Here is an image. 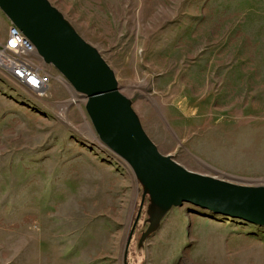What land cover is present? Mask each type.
I'll use <instances>...</instances> for the list:
<instances>
[{
  "label": "rangeland",
  "instance_id": "obj_1",
  "mask_svg": "<svg viewBox=\"0 0 264 264\" xmlns=\"http://www.w3.org/2000/svg\"><path fill=\"white\" fill-rule=\"evenodd\" d=\"M49 1L114 70L162 154L264 185V0ZM30 59L50 72L42 91L0 63V264H264L263 225L190 202L139 246L148 197L125 260L142 188L86 96Z\"/></svg>",
  "mask_w": 264,
  "mask_h": 264
},
{
  "label": "water",
  "instance_id": "obj_2",
  "mask_svg": "<svg viewBox=\"0 0 264 264\" xmlns=\"http://www.w3.org/2000/svg\"><path fill=\"white\" fill-rule=\"evenodd\" d=\"M0 10L44 62L86 96L85 107L100 140L133 170L142 196L126 242L125 260L147 197L148 226L139 246L160 229L172 207L184 202L264 226V185L244 186L192 172L162 154L144 130L133 101L120 91L114 70L49 0H0Z\"/></svg>",
  "mask_w": 264,
  "mask_h": 264
},
{
  "label": "built area",
  "instance_id": "obj_3",
  "mask_svg": "<svg viewBox=\"0 0 264 264\" xmlns=\"http://www.w3.org/2000/svg\"><path fill=\"white\" fill-rule=\"evenodd\" d=\"M36 53L35 46L22 31L13 24L5 44L0 50V63H7L12 76L21 84L38 91L44 90L50 82V72L41 69L30 59Z\"/></svg>",
  "mask_w": 264,
  "mask_h": 264
},
{
  "label": "crops",
  "instance_id": "obj_4",
  "mask_svg": "<svg viewBox=\"0 0 264 264\" xmlns=\"http://www.w3.org/2000/svg\"><path fill=\"white\" fill-rule=\"evenodd\" d=\"M0 17L3 18V28H2L3 33H2V37L0 36V43H2V42H5L7 40L8 30H9V26L11 23L8 22L9 20L8 21L6 20L5 16L0 15Z\"/></svg>",
  "mask_w": 264,
  "mask_h": 264
}]
</instances>
